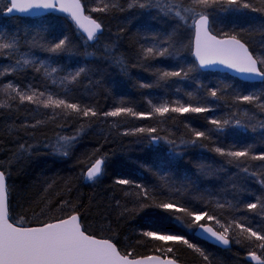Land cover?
<instances>
[{"label": "trees", "instance_id": "1", "mask_svg": "<svg viewBox=\"0 0 264 264\" xmlns=\"http://www.w3.org/2000/svg\"><path fill=\"white\" fill-rule=\"evenodd\" d=\"M81 2L87 15L97 19L104 28L103 34L92 44L84 42L65 16L53 13L33 19L13 18L6 12L8 0H0V35H16L21 44L18 52L0 55V104L10 105L0 107V170L8 176L10 218L22 221L24 226L38 227L42 222H54L56 218L67 216L72 210L70 206L75 205V211L88 231L97 237L113 239L122 252L132 250L135 257L157 255L166 258L152 245H174V251L179 250L175 252L179 264H207L183 245L154 241L140 235L143 230L163 225L172 232L187 234L204 249L212 264H251L247 241L233 243L227 250L219 249L199 240L192 235L194 230L190 231L155 207L145 208L137 214L125 212L121 215L122 206H134L133 198L125 195V191L134 189L116 185L115 179L123 177L144 184L152 190L157 201L174 200L205 208L222 220L235 218L256 229L264 227V216L243 210V205L256 197L264 198V187L257 182L264 179V161H247L250 172L261 173L256 177L244 173L235 163H229L228 157L213 150L216 147L240 149L251 146L254 154L264 152V110L234 99L236 93L259 94L264 91V85L244 83L227 74L202 72L192 54V29L155 8H128L131 0H118L122 11L111 9L101 13L90 11L97 6L98 0ZM211 19L214 34L220 38L223 31H229L233 26H251L249 22L258 25L264 21V16L245 9L213 12ZM170 34L172 46L164 42ZM64 35L69 38L70 48L59 55L30 48L25 43L33 36L37 40L54 42ZM261 40L264 37L255 34L253 52H264L259 47ZM141 45L168 48L169 54L146 60L139 55ZM25 54L37 63L57 67L59 71L54 76L57 83H52L53 78L46 77L43 69L38 73L32 66H17L16 60ZM193 65L196 69L189 72L187 80L172 78L165 82L155 74L159 70L188 69ZM13 67L17 69L15 72H5ZM80 67L86 71L75 84L59 83L64 75ZM8 83L21 90L31 86L50 92L70 102L87 105L100 115L79 118L75 114L57 115L53 119L50 109L10 99V94L3 90ZM143 84L152 86L146 88ZM220 89L224 90L218 92L221 99L209 96V90ZM187 93H192L195 99H189ZM176 100L206 104L214 110L183 115L169 112L163 117L159 114L103 116L117 107L148 114L152 112V104L171 105ZM211 118L230 123L222 131L216 130L208 122ZM237 120L247 127L236 126ZM37 121L42 123L37 124ZM189 126L208 132L212 139L198 141L196 145L182 143L193 138ZM138 128H155L156 131L149 135L148 132H137ZM62 136H77L66 157L56 151ZM154 137L160 139L153 140ZM93 152L106 157L105 171L97 181L85 182L82 173L91 162L89 157ZM199 196H204L205 201H198L196 197ZM65 200L68 205L62 208ZM207 200L212 204H206ZM217 201L230 202L232 207L217 209ZM254 250L257 255H262L261 249ZM172 255L168 253L167 257Z\"/></svg>", "mask_w": 264, "mask_h": 264}, {"label": "snow or ice", "instance_id": "2", "mask_svg": "<svg viewBox=\"0 0 264 264\" xmlns=\"http://www.w3.org/2000/svg\"><path fill=\"white\" fill-rule=\"evenodd\" d=\"M127 6L128 8L139 7L141 9L155 8L162 15L177 20L183 26L190 27L193 33L190 45L194 48L192 54L198 62L199 68L223 66L246 79H258L264 85V52H253L251 50L253 47L252 39L255 34L264 37V21H261L258 25L249 22L251 26H233L229 31H223L220 38H218L214 34L211 19L213 12H239L245 9L264 16V0H131ZM111 9L123 10L118 0H98L97 6L91 8L90 11L107 13ZM6 12L7 14L20 13L24 16H34L48 12L66 13L82 33L81 38L86 44L90 41H97L99 34L104 31L102 23L91 15L85 14V5L81 3V0H8ZM245 37H248V39H245ZM153 39H156V37H153ZM164 42L172 46V35L167 36ZM25 43L30 48H39L53 55L67 52L70 48L67 35L56 39L54 42L43 39L37 40L33 36ZM20 47V40L16 35H0V55L18 52ZM259 47L264 49V40L259 41ZM167 54H169L168 48L161 49L155 45L150 47L140 46L139 55L146 60L165 57ZM117 62L122 63L119 60ZM16 65L20 67L32 66L34 71L38 73L43 69L44 75L53 78L52 83H57L54 78L59 71L57 67L46 65L43 62L37 63L35 59L27 58V54L18 58ZM195 69L196 65H193L188 69L181 67L176 70H159L155 74L165 82L172 78L187 80L189 72ZM16 70L13 67L10 70L6 69L5 72L10 74ZM85 71L86 69L83 67L76 71H70L60 79L59 83L61 85L75 84ZM142 86L147 88L152 85L143 84ZM3 90L10 94L12 100H18L20 103L27 101L35 104L38 108L50 109L53 119L57 115L70 116L75 114L78 118L100 115L95 109L87 105L70 102L50 92L33 89L31 86L27 90H21L18 86L8 83L4 85ZM65 91H67V88H65ZM220 91L224 90H209L208 94L214 99H221V96L218 95ZM13 93L14 95H12ZM187 95L189 99H195L192 93H187ZM262 97H264V91L259 94L256 92L249 94L236 93L234 99L236 102L255 105L264 110ZM148 102L149 104L152 103L150 100ZM0 107H10V105L0 104ZM57 109L61 111L57 112ZM213 110L212 107L206 104H190L176 100L171 105L168 103L152 104V112L148 114L134 112L132 108L117 107L103 113V116L119 117L122 114H127L139 117L159 114L163 117L169 112L183 115L186 113L202 114ZM208 122L220 131L230 123L228 120L216 118H211ZM39 123H42V121H37V124ZM235 124L238 127H247V125H242L239 120L235 121ZM35 126L32 125V127ZM136 131L140 133L148 132L151 135L156 129L138 128ZM190 131L193 138L182 141V143L196 145L198 141L212 139L206 131L191 127ZM158 139L160 138H153V140ZM76 140L77 136L60 137L56 145L57 153L65 157L68 156L72 142ZM167 142L174 143V141ZM200 146L203 147L204 145L201 144ZM21 148L23 149V146ZM23 150L28 151V149ZM213 150L221 156L228 157V162L235 163L244 173L256 177L261 175L256 171L250 172L247 161H264V152L254 154L251 146L240 149L216 147ZM89 160L91 162L87 164L85 171L82 173V178L86 181H97L105 171L106 157L104 155L97 156L96 152H93ZM257 182L264 187V179H258ZM115 184L124 186L125 189H134V191H125L126 196L133 198L134 206L132 208L122 206L121 215L125 212L137 214L145 208L155 207L168 213L172 220L180 222L190 231L194 230L192 231L193 236L206 234L208 239L215 241L226 249L233 243L242 244L243 241H247L250 245L249 259L255 261L256 264H264V227L256 229L250 224L235 218L222 220L220 216L210 214L205 208H197L194 205L183 204L174 200L157 201L151 189L133 179L118 177L115 179ZM196 199L200 202L205 201L204 196L196 197ZM117 203L119 204V201ZM206 204H212V201L207 200ZM67 205L68 201L65 200L61 207ZM70 207L72 210L67 216L56 218L54 222H42L41 226L38 227L24 226L22 221H13L9 216L8 176L4 170H0V264H179L175 255V252L179 250L175 249L174 251V245L167 247L163 244L152 245L155 251L165 254L166 258L164 259L157 255L138 258L133 256L132 250L122 252L113 239L97 237L88 231L81 223V217L75 211V205ZM215 207L224 209L226 207L230 208L232 205L230 202L225 204L217 201ZM243 210L264 216V198L256 197L254 201L244 204ZM41 211H43V208ZM140 235L154 241H173L174 244L183 245L197 253L207 264H212V260L204 249L194 243L187 234L172 232L161 225L143 230ZM241 237H243V240ZM139 242L143 243L144 241ZM255 248L261 249L262 255H257ZM168 253H172V257H167Z\"/></svg>", "mask_w": 264, "mask_h": 264}, {"label": "water", "instance_id": "3", "mask_svg": "<svg viewBox=\"0 0 264 264\" xmlns=\"http://www.w3.org/2000/svg\"><path fill=\"white\" fill-rule=\"evenodd\" d=\"M82 3V2H81ZM53 13H56V14H60L62 16H65L66 18H68L70 20V22L73 24V26L76 28L75 24L71 21V19L68 17V15L66 13H60V12H48V13H41L40 15H34V16H24L20 13H13V14H7L9 15L10 17H13V18H24V19H33V18H40V17H45L47 15H50V14H53ZM85 14H87L85 12ZM76 30L79 32V34L82 36V33H80V31L76 28ZM103 34V33H102ZM102 34H99V37L102 35ZM219 38V37H218ZM95 42V41H94ZM93 41H90L88 43L92 44L94 43ZM193 51H194V48H193ZM193 53V52H192ZM193 58L198 66V62L196 61L194 55H193ZM199 68V66H198ZM202 72H210V73H220V74H227L241 82H244V83H261L258 79L257 80H249V79H246L245 77L241 76L240 74L238 73H235L233 72L232 70L230 69H226L224 68L223 66H215V67H211V68H199ZM85 182H91V181H86ZM10 216V215H9ZM196 238H198L199 240L203 241V242H206L207 244L209 245H212L214 247H217L219 249H222V250H227V249H230L231 245L229 248H224L223 246L217 244L215 241L213 240H210L206 237V234L204 235H196L195 236ZM162 259H164L163 257H161ZM248 261L251 263V264H256L255 261H252L250 259H248Z\"/></svg>", "mask_w": 264, "mask_h": 264}]
</instances>
